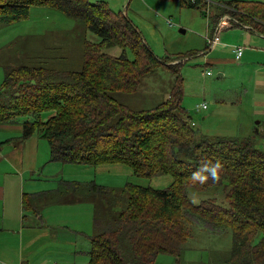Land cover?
Instances as JSON below:
<instances>
[{
  "label": "trees",
  "instance_id": "trees-1",
  "mask_svg": "<svg viewBox=\"0 0 264 264\" xmlns=\"http://www.w3.org/2000/svg\"><path fill=\"white\" fill-rule=\"evenodd\" d=\"M179 1L187 8L199 6L198 0ZM33 6L50 7L84 22L99 43L85 48L84 64L77 72L7 68L0 88V123L56 109L46 123L38 119L25 123L22 135L28 139L41 133L51 147L52 160L85 166L122 164L137 178L166 175L172 179L162 190L133 183L122 189L89 186L96 198L100 197L99 207L108 194L124 192L129 196L122 211H116L108 221L99 222L97 217L89 264H154L160 254L178 257L191 238V226L211 234L231 231L226 264H264V151L255 148L256 141L201 135L203 140H195L191 117L182 106L183 79L178 64H172L175 59H158L131 21L111 11L107 3L0 0V21L11 24L26 19ZM246 19L254 28L259 25ZM111 28H119L122 36H127L125 40L135 41L123 43L124 52L118 60L103 52L114 40ZM127 51L132 59L126 57ZM117 67L134 73L119 80ZM160 67L175 76L167 102L147 111H132L111 96L115 91H134L141 77ZM196 173L204 179H193ZM191 188L223 190V198L216 193L194 203L188 196ZM156 235L159 243L151 241ZM169 243L171 250L166 249Z\"/></svg>",
  "mask_w": 264,
  "mask_h": 264
},
{
  "label": "rangeland",
  "instance_id": "rangeland-1",
  "mask_svg": "<svg viewBox=\"0 0 264 264\" xmlns=\"http://www.w3.org/2000/svg\"><path fill=\"white\" fill-rule=\"evenodd\" d=\"M89 1L91 3L104 1L111 11L126 16L158 59L174 57L177 54L183 56H179L177 60L179 62L177 63L178 74L181 75L184 82L182 106L191 117L195 140H203L199 135L213 136L219 131V133H225L227 130H234L233 136L239 137L241 133H244L247 123L253 125L260 121L257 118H250L253 112L251 95L242 93V91L236 92L234 89L236 84L240 83V78L237 77L238 75L236 76L235 72H228L226 77L219 78V72L211 66L212 76L204 77L203 73L206 68L203 66L201 55H191L190 51L203 49L202 34H199V37L197 33H203L206 23L202 16L200 17L196 11H193H198V9L180 10L176 0ZM243 10L237 13L238 18L249 22L246 19L249 18V14ZM244 14L248 16H244ZM166 20H171L174 26L168 27L165 23ZM110 25H114L113 22ZM181 29L186 32L181 33ZM110 30L114 40L110 43L109 48L97 47L103 49L106 57L118 60L124 52L123 43L135 41L125 40L127 36L123 37L119 28ZM98 43L99 39L87 30L84 22L72 19L50 7L33 6L26 19L11 24L0 22V67L10 66L9 68L12 70L28 67L50 73L77 72L84 64L85 48L87 46L94 47ZM96 50H94L95 53ZM126 57L132 59L129 51H127ZM117 69L116 75L120 77L119 80L132 76L134 73L127 69L122 71L120 67ZM2 71L0 85L3 82L6 69ZM174 83V74L170 70L160 67L152 74L149 73L141 77L134 91H130V93L115 91L111 96L119 105L132 111H147L168 101ZM202 103L206 104L207 110L196 112V105ZM56 112V109H47L34 116L38 117L41 122L40 115L47 117L46 121L42 122L46 123ZM225 127L228 129L222 130ZM255 141V148L264 151V135H257ZM59 164L52 167L58 168V171L64 168L62 171L64 180L80 182L94 180L98 185H108L109 189H121L127 182H131L161 190L166 189L172 181L170 176H157L150 179L134 178L130 171L129 174L126 173L129 168L121 165L120 167L115 165L113 167H86L61 162ZM49 168L47 166L48 170ZM221 192L223 190L207 192L191 188L188 191V196L192 202L198 203L214 197L216 193L222 199ZM128 198L129 196L124 192L108 194L106 199L103 197L101 199L104 201L103 207L98 209L99 222H106L117 214L116 211H122ZM98 199L100 200V197ZM189 236L191 238L184 246L180 256L160 254L156 257L154 264H226L229 260L232 245L229 229H225L219 234H211L201 227L191 226ZM151 241L159 243V235L151 237ZM170 244H166V249L171 250Z\"/></svg>",
  "mask_w": 264,
  "mask_h": 264
},
{
  "label": "crops",
  "instance_id": "crops-1",
  "mask_svg": "<svg viewBox=\"0 0 264 264\" xmlns=\"http://www.w3.org/2000/svg\"><path fill=\"white\" fill-rule=\"evenodd\" d=\"M176 1L180 10H193ZM198 1V11H193L205 19L203 33H197L199 37L202 34L203 49L190 51L191 55H201L206 68L204 77L212 76L211 66L219 72V78L226 77L228 72H235L240 83L234 89L251 95L253 112L250 118L260 120L253 125L247 123L239 137L233 136L235 131H228L227 127L222 129L227 130L225 133L219 131L213 136H201L255 140L257 135H264V21L260 19L264 12V0ZM242 9L245 12L250 10L248 13L253 16H244L258 22L257 28L238 18L237 13ZM167 26L171 28L174 25ZM180 31L186 32L183 29ZM236 48L243 49L239 60ZM179 56L183 57L177 54L173 63H179ZM9 67L2 66L0 69ZM39 117L42 122L47 119ZM37 119L36 116H26L0 123V264H89L99 207V199L89 186L94 184L105 189L109 186L98 185L94 180H64V168L58 171V168L52 167L60 162L51 159V147L41 133H34L28 139L22 138L24 124ZM113 165L127 167L122 164L97 166ZM129 171L133 175L130 168L126 173L129 174Z\"/></svg>",
  "mask_w": 264,
  "mask_h": 264
},
{
  "label": "built area",
  "instance_id": "built-area-1",
  "mask_svg": "<svg viewBox=\"0 0 264 264\" xmlns=\"http://www.w3.org/2000/svg\"><path fill=\"white\" fill-rule=\"evenodd\" d=\"M167 24L172 25V22L170 20H167ZM235 52H236V58H237V60H239L243 54V49L242 48H236ZM207 75H210V72H207ZM206 109H207L206 104H201V105L195 107L196 112H201V111L206 110Z\"/></svg>",
  "mask_w": 264,
  "mask_h": 264
},
{
  "label": "clouds",
  "instance_id": "clouds-1",
  "mask_svg": "<svg viewBox=\"0 0 264 264\" xmlns=\"http://www.w3.org/2000/svg\"><path fill=\"white\" fill-rule=\"evenodd\" d=\"M204 170L205 171H208L209 169L206 166ZM211 174H212L213 178H215L216 173H215V168L214 167L211 169ZM193 179L203 180L204 177H202L201 175H199V173H196V174H194Z\"/></svg>",
  "mask_w": 264,
  "mask_h": 264
}]
</instances>
